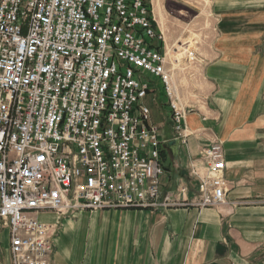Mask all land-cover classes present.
I'll list each match as a JSON object with an SVG mask.
<instances>
[{"label":"built area","instance_id":"built-area-1","mask_svg":"<svg viewBox=\"0 0 264 264\" xmlns=\"http://www.w3.org/2000/svg\"><path fill=\"white\" fill-rule=\"evenodd\" d=\"M151 0H0V225L11 264H51L59 218L78 211L225 204L222 145L197 190L163 193V143L189 109L166 69ZM195 61L194 52L188 54ZM164 97L170 138L145 104Z\"/></svg>","mask_w":264,"mask_h":264},{"label":"crops","instance_id":"crops-1","mask_svg":"<svg viewBox=\"0 0 264 264\" xmlns=\"http://www.w3.org/2000/svg\"><path fill=\"white\" fill-rule=\"evenodd\" d=\"M151 4L166 69L173 80L179 75V90L189 95L177 167L163 148L162 192L186 188L184 198L193 199L199 179L192 170L206 174L203 151L219 141L225 204L83 210L60 218L39 213V221L57 226L51 264H264V0H211L213 32L195 61L179 58V64L168 50L181 46V37L174 42L167 27L163 34L156 15L162 2ZM155 94L156 87L146 99ZM158 106L166 110L164 100ZM153 118L150 111L152 124ZM0 264H11L8 229L1 225Z\"/></svg>","mask_w":264,"mask_h":264},{"label":"rangeland","instance_id":"rangeland-1","mask_svg":"<svg viewBox=\"0 0 264 264\" xmlns=\"http://www.w3.org/2000/svg\"><path fill=\"white\" fill-rule=\"evenodd\" d=\"M160 2H162V9L159 8L158 13L162 16L164 22L163 29L161 30L166 36L167 27L170 32L169 36L173 38L174 42L181 37L180 42L182 45L179 46L178 42V44L170 46V50H168V56L172 58L174 63L179 64V58H187L188 60V54L190 52H194L196 55L195 51L198 53L197 47L199 48V46L211 36L213 32L211 22L213 17L210 15L211 0H160ZM179 25H183V27L180 28ZM175 59L177 62L174 61ZM175 75H177L175 76L176 80L174 79L173 81L176 86L177 95L184 103L186 99L189 98L187 97L189 95L187 92H181L179 90V75ZM153 98L154 100H152L151 96H148L146 105L150 108L154 117V124L160 128L161 134L164 136L163 138L168 137L171 134L168 109L166 104V110L164 111H161L158 106L159 103L163 102L164 97L158 94L156 90V94Z\"/></svg>","mask_w":264,"mask_h":264},{"label":"water","instance_id":"water-1","mask_svg":"<svg viewBox=\"0 0 264 264\" xmlns=\"http://www.w3.org/2000/svg\"><path fill=\"white\" fill-rule=\"evenodd\" d=\"M163 148L170 153L174 166L177 167L179 163L180 140L179 139L167 140L163 143Z\"/></svg>","mask_w":264,"mask_h":264},{"label":"bare ground","instance_id":"bare-ground-1","mask_svg":"<svg viewBox=\"0 0 264 264\" xmlns=\"http://www.w3.org/2000/svg\"><path fill=\"white\" fill-rule=\"evenodd\" d=\"M156 8V7H155ZM159 12V7L156 9V14H157V20H158V23L161 27V29H163V19H162V16L158 13ZM164 34V33H163Z\"/></svg>","mask_w":264,"mask_h":264}]
</instances>
